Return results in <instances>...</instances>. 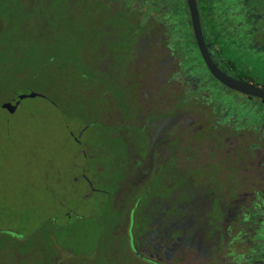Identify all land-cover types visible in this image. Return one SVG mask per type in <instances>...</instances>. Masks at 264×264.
Wrapping results in <instances>:
<instances>
[{"label": "rangeland", "instance_id": "1", "mask_svg": "<svg viewBox=\"0 0 264 264\" xmlns=\"http://www.w3.org/2000/svg\"><path fill=\"white\" fill-rule=\"evenodd\" d=\"M83 1L79 7L64 4L58 9V18H53L57 24L46 32L40 29L38 16L23 19L16 14L15 27L0 26V86L4 88L0 101L17 85L25 90L20 93L52 87L58 98L57 102L26 98L12 113L0 107V264H149L131 253L129 230L134 228L138 237L136 230L146 226L144 219L156 215V199L165 195L160 190L169 186H152L154 171L113 169L120 162L129 166L138 159L126 150L122 137H130L133 144L127 145L141 148L145 135L130 128L120 135L114 125L122 124L125 114L135 115L129 123L142 125L141 116L151 114L153 103L164 104L165 112L180 91L161 87L152 79L147 89L153 60L143 54L140 61L120 62L126 89L112 85L108 90L106 85L105 90L94 83L93 71L99 67L107 73L111 66V59L101 58L102 53L115 55L117 48L103 44L93 28L99 17L90 0ZM211 6L201 9L216 28L242 23L251 33L264 32V0H212ZM174 12L178 35H184L185 66L196 64L199 69L194 71L203 73L188 11ZM248 19L254 27L246 24ZM79 23L83 29L77 27ZM119 23L117 17L112 19V25ZM230 31L239 33L238 28ZM41 38L46 41L45 53L58 51L57 57L37 53L35 42ZM125 38L128 50L133 37ZM175 46L180 49L181 43ZM260 59L252 67L264 68V55ZM255 78L264 82V73ZM219 96L231 98L222 92ZM145 101L150 106L145 108ZM174 182L186 192L184 180L178 177Z\"/></svg>", "mask_w": 264, "mask_h": 264}, {"label": "flooded vegetation", "instance_id": "2", "mask_svg": "<svg viewBox=\"0 0 264 264\" xmlns=\"http://www.w3.org/2000/svg\"><path fill=\"white\" fill-rule=\"evenodd\" d=\"M83 2L0 0V26L15 27L16 14L23 19L38 16L40 29L46 32L57 24L53 18L64 4L79 7ZM90 2L99 17L93 25L96 34L104 45L117 48L115 55L102 53L101 58L111 59V66L107 73L99 70L105 79L97 67L92 73L94 83L103 85L105 90L106 85L108 90H112V85L126 89V82L121 81L124 68L120 62L143 54L153 60L146 88L152 79L161 87L167 85L168 89L180 91V97L165 112L161 110L164 104L153 103L151 114L141 116L142 125L129 123L134 114L121 115L122 124L114 125L120 135L129 128L145 135L141 148L127 145L133 144L130 137H122L126 150L138 159L129 166L120 162L113 169L154 171L152 186H169L160 190L165 195L156 199V215L143 218L146 226L138 227V237L130 228L131 253L149 264H264V97L232 89L213 76L197 45L187 0ZM197 2L214 62L232 78L264 90V82L255 78L262 76L264 68L252 67L264 55V32L251 33L253 30L242 23L229 29L226 24L216 28L211 16L201 9L202 5L211 8L212 0ZM185 8L203 73L194 71L195 67L199 69L196 64L185 66L184 35H178L174 22V10ZM115 17L120 20L118 26L111 24ZM246 24L254 27L249 19ZM77 27L83 29L84 24ZM214 27L222 32L221 36ZM233 28H238L239 33H231ZM125 35L133 37L128 50ZM175 42L181 43L180 49ZM35 43L37 53L52 58L59 55L58 51L45 53L44 38ZM250 70L257 74L253 76ZM221 92L231 98L219 96ZM104 95L105 91L101 97ZM148 105L149 101H145V108ZM177 176L185 181L186 192L174 182Z\"/></svg>", "mask_w": 264, "mask_h": 264}, {"label": "water", "instance_id": "3", "mask_svg": "<svg viewBox=\"0 0 264 264\" xmlns=\"http://www.w3.org/2000/svg\"><path fill=\"white\" fill-rule=\"evenodd\" d=\"M187 2L197 45L199 47L203 60L205 61L213 76L232 89H236L247 94H254L264 97V90L257 88L247 82L232 78L218 67V64L215 63L212 59L211 53L208 49V45L206 44L202 29L198 2L197 0H187ZM36 97H44V95L36 91H30L27 93L22 92L18 93L17 98L13 101H5L0 105L3 109L12 113L19 107L23 99Z\"/></svg>", "mask_w": 264, "mask_h": 264}, {"label": "trees", "instance_id": "4", "mask_svg": "<svg viewBox=\"0 0 264 264\" xmlns=\"http://www.w3.org/2000/svg\"><path fill=\"white\" fill-rule=\"evenodd\" d=\"M56 76H57L56 72L51 73L50 78H51L52 83H54V81H56ZM50 89H54V88H52V87H47V88L45 87L44 88L43 87V88H41V90H37V91H39V93H42L44 95V98L52 99L53 101L57 102L58 98H57L56 93L52 92ZM21 91H25V90H23V88L20 85L15 86L11 92V95L7 99H4V101H0V104L5 102L6 100L7 101H13L14 99L17 98L18 93H20ZM30 91H32V90H30ZM0 92H4V88L1 86H0ZM1 98L2 97L0 96V99ZM0 107H1V105H0Z\"/></svg>", "mask_w": 264, "mask_h": 264}]
</instances>
